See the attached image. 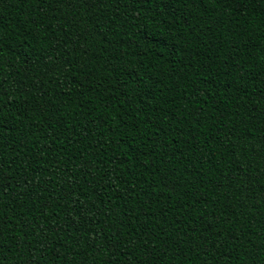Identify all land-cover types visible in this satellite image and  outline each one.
I'll return each instance as SVG.
<instances>
[{"label":"trees","instance_id":"obj_1","mask_svg":"<svg viewBox=\"0 0 264 264\" xmlns=\"http://www.w3.org/2000/svg\"><path fill=\"white\" fill-rule=\"evenodd\" d=\"M0 264H264V0H0Z\"/></svg>","mask_w":264,"mask_h":264}]
</instances>
